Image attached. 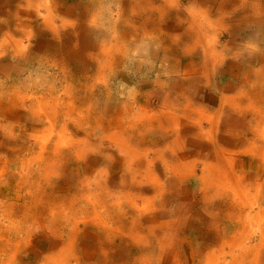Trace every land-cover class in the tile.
I'll return each instance as SVG.
<instances>
[{"label": "rangeland", "instance_id": "rangeland-1", "mask_svg": "<svg viewBox=\"0 0 264 264\" xmlns=\"http://www.w3.org/2000/svg\"><path fill=\"white\" fill-rule=\"evenodd\" d=\"M2 1V10H0V87L4 84L3 90L0 91L2 92L0 94L2 112L5 110L3 106L6 109L8 107L13 108L10 106L13 103L10 102L11 97L15 100V104L22 102L23 99L24 102L25 100L28 101V99H35L36 96H39L36 93L37 91L48 92L45 90V87L51 86L52 81L57 80L56 86H58V90L62 91L65 101L77 104L79 101H76V96L79 98L77 100H84L85 97L90 96L89 102L86 101L83 105L84 109L93 106L100 111L102 110L103 114L106 108H110L112 111L108 112V114L114 116L120 110L122 112L125 111V107L133 106L134 110L135 108H139L140 102L146 97L149 101L147 106H145L146 109H149L148 112H156L159 116L163 113L164 117L157 120L155 119L156 116H152L153 121H140L134 118L129 123L124 118L125 116H122L124 120L121 126L115 127L117 130L115 128L111 130L107 126H103L105 128L97 126L100 128V132L90 128L87 129L89 134L85 135L83 134L82 126L77 125L78 118L77 114L74 113L65 119V123L68 125L67 130H65V138H72L75 142L76 140H81V138L90 139L94 143V146L91 147V143L85 142L81 145L83 150L77 151V147L75 150H68L70 142L64 141L61 146L63 152L58 151L57 153L47 154L50 165L46 168L40 167L39 162L32 167L24 168L20 166V163L13 164L11 162L12 164H4L9 158L10 153H16V155H21V157L23 155L14 144L11 145V149L8 151L0 149V156L3 159L4 165L0 169V257L8 261V264H40L44 255L52 253L58 256L63 248L67 250V245L76 243L74 251L81 254L84 262L92 260L93 264H102L100 256L104 254L101 249L95 254L96 258L93 257L94 251L97 249L99 236L111 234V237H106L109 243L114 244L110 245L112 247L111 252L113 254L123 252L125 244L120 243L117 246L116 244L121 240L126 242L129 240V235L120 230L124 226L129 228L125 229L126 231L130 229H135L136 231V229H139L140 235L144 237V240L141 243L142 245L139 244L138 246L141 247L142 252L147 257L150 256L154 260L153 264H211L207 259L208 253L212 248H218L219 245L210 239L206 242L205 237L208 233L213 235L218 233L220 235L226 229L228 230L227 235L232 233L234 235L237 234L236 236L239 237L238 241L240 242L243 234L242 225L234 223L228 225L226 222L220 221L221 216L217 219L219 213L223 216L222 209H218V207L221 201L226 202V199H232V195H235L233 187L238 196L242 195V198L239 200L260 201L253 195L257 192L256 188L258 187L263 189L261 191L264 196V175L261 174L259 176L258 183L255 181L258 177L248 176L252 172H259L261 170L256 168L257 165L254 159L258 157L255 153L264 152L262 148L264 147V31L260 34L261 37L254 40L250 36L254 31L258 30L256 29L257 26L247 22H240L238 26L242 27V29L238 31L234 38L231 36L232 27L227 28V30L220 28L222 26L220 25L207 32L210 34L209 36L212 34L217 35L223 43L227 41V48L229 49L226 48L227 50L224 51L225 57L223 56L220 59L229 69L230 74L221 77L219 65L222 62H220L216 71L217 73L215 72L217 75L215 82L212 80L211 85L208 86L202 82L201 85L197 86L198 89H202L201 91L199 90L198 97L212 95L213 102L207 103L205 108L212 109L211 113H214L211 114L212 117L205 112L200 115L196 114L194 115L196 116V120L193 121L189 112L182 113L179 110L180 107L183 108L186 105L187 101L189 104H192L191 100L186 101V98L184 99V97H187V94L183 98L177 96L181 94L180 91H177L179 88L177 86L181 84L185 85L186 83H183L185 81L184 77H182V83L177 78L174 79V82L178 80L173 84L177 89L171 88L172 94L168 95L170 90L166 88V92H153V95L150 94L149 97L141 94L136 96L137 93L142 91L143 82L155 80L154 78L156 77L151 76L155 69L159 73H164V79L166 80L175 71H180L179 68L182 66H178L177 70L170 69L172 66L168 64V61L173 59L167 53L173 50L170 48L166 50L158 40L129 42L130 45L125 56L126 63H122L116 69V76L110 79L109 86L106 83L97 86L91 92V96L89 92L86 94V91L82 88L85 76L92 72L93 65L89 61H92L94 51L86 50L85 47L74 49L73 52L87 53L88 59L79 63L70 60L69 70L70 68L72 69L70 76L64 78L62 72L63 79L60 77L56 79L48 77L46 74L52 71L61 72L58 69L49 68L46 70L41 67L37 68L31 64V60L26 62L22 56L20 58L12 51L3 53L4 49L2 48L3 43H6V36L10 32L15 33V36L18 37L13 30L16 21L23 23L19 29L30 30L35 26H42L40 23L47 13V10L42 6L43 2H50L56 10L54 11L56 12L55 14L58 13V17L75 20L77 19V15L83 16L87 14H84V10L87 8L86 5L89 6L88 3L90 1L80 0V7L75 5L76 0H65L66 2L69 1L72 6L74 2V6H76L70 11L67 8H65L66 10H62L60 6L56 5L57 0H43L39 5L29 4V0H16L9 4L6 3V0ZM223 1L216 0L212 2L219 5ZM251 2H253V5L259 7L264 18V0H251ZM16 8H18L20 13L18 19H13L14 23L12 22L11 30V28H8L7 18H11ZM235 11H232L229 16V18L235 16L234 20H232L234 23L241 20L237 19V16L253 15L251 9L250 13L248 11L246 13ZM71 12L76 15H73ZM114 17H116V11H114ZM172 20V16L166 17L163 26L166 27V25L173 24ZM58 23L60 22L58 21ZM215 23L217 24L216 20ZM198 24H195L196 29L199 28L200 24ZM212 25H214V21ZM62 31L69 32L71 28H63ZM47 32L46 30L43 35H33L30 41L27 40L26 36L24 38L20 37L21 42L29 49L27 50L28 52H37L36 48L45 44L42 41L45 40L46 42L44 37H46ZM231 40L234 42H231ZM213 41L219 49L222 48L223 44L220 45L218 40L213 39ZM163 49L165 52H163ZM39 53H45L44 48ZM181 56L183 58L180 61L183 59V61H190L195 58L188 53H183ZM19 63L25 68L21 76L18 75L17 65ZM81 67V73H78L77 70ZM142 67L144 70H141ZM86 68L88 70L87 73L84 72ZM183 75H187L189 78H186V80L191 81L192 76L189 73H183ZM194 76L196 75L193 74ZM161 80L162 78H160L158 86L161 85ZM193 84L189 85L195 87ZM213 84L226 88L223 95L224 100L221 99L222 91H219L216 85ZM240 84H243V86ZM253 86L255 87L253 88ZM67 88L78 93H72ZM69 90L70 92L67 93ZM40 94L44 95L42 96L44 98L42 100L51 101L49 100L50 95ZM113 99L116 103H112L113 105L110 106L109 102ZM136 102L139 103V106H134ZM198 104H196L197 108L202 106L201 103ZM221 105L224 108H221L220 113L215 115L217 112L215 108ZM175 113H181L183 116L179 117V119ZM171 116L177 121L180 120L178 125L169 127V129H166L167 131L160 130L161 128L159 127V129L156 123L162 122L165 126L169 125L168 121H170ZM1 120L3 119L0 117ZM95 122H97V119ZM252 123L253 125H251ZM61 124L59 123L58 128L62 127ZM85 127L88 128L89 123ZM3 130V127L0 125V145H3L2 141L6 137V128L5 131ZM76 131H79V133L76 134ZM15 132L18 134L19 129L17 128ZM80 132L82 135H80ZM119 132H123V134L120 135V139H117L119 145L117 146L116 142V146H114V141L111 138L115 134L118 135ZM163 132L168 136L164 137ZM250 139L254 141L253 144L255 143L256 147V149H252V152L247 151L248 145L252 144L247 141ZM86 143L88 145H85ZM28 158V155H24L23 160ZM231 169L232 171H230ZM151 175L153 176L151 177ZM238 176L240 179L239 183L235 182ZM243 187H246V190L251 193L249 195L251 196L250 199L246 195V192L242 190ZM171 196H173V199ZM262 203L264 204V198ZM6 209L12 211L5 212L4 210ZM174 209H177V211H173ZM246 209L249 210V206ZM68 214L69 216H67ZM149 216L156 218V220L154 219V222L148 221ZM10 217L14 218V222L8 220ZM75 221H80L77 227L79 232L72 234ZM261 221H264V217ZM237 226L239 227L237 228ZM150 228L154 230L149 232ZM219 228L222 230L218 231ZM238 229L240 230L239 232ZM228 237L230 238L231 236L228 235ZM158 238H163L167 242V246L164 248H159L158 246L157 248L156 241ZM153 239L154 241L152 242ZM113 246L115 247L113 248ZM4 248L7 250V253L2 252ZM16 248H19V251L12 258V254ZM221 251L223 253L217 252L220 261H225L226 259L227 262L229 259H232L231 255H229L230 252L226 258L224 257L223 254L227 249H222ZM237 252L239 253V259H242L241 256L243 255L239 251ZM134 253L136 252L132 251V254ZM160 254L162 257L157 262ZM251 256L252 254L245 256L246 259L248 257L249 264H252L250 263ZM62 257L64 258V255ZM261 257H263L261 262H264V251ZM9 258H11L10 261ZM65 260L63 259L64 262ZM124 260L126 259L119 257L115 261V264H120ZM225 263L223 262L222 264Z\"/></svg>", "mask_w": 264, "mask_h": 264}, {"label": "bare ground", "instance_id": "bare-ground-1", "mask_svg": "<svg viewBox=\"0 0 264 264\" xmlns=\"http://www.w3.org/2000/svg\"><path fill=\"white\" fill-rule=\"evenodd\" d=\"M14 1H16V0H6V3L9 4L10 2L13 3ZM42 1L43 0H29V4L39 5L40 3H42ZM89 1H90L88 3L89 6L86 5L87 8L84 10V14L85 13H87V14H85L83 16H78L77 15V19H75V20H69V19L64 18V17H58V13L55 14L56 12H54V11H56V10L52 6V4L50 2L48 3V1L47 2H43L42 3V6H44V9L45 10H47V13L44 15V18H43V20L40 23V25H42V26H35L34 28H32L30 30H26L24 28L19 29V27H22L23 23L16 21V24H14V29L13 30L16 32V35H18L19 38L15 36V33L13 34L12 32L9 31L10 33L6 36V43L5 44L3 43V45H2V48L4 49V52L3 53H7V52H11L12 51L16 55H18V57H20V58L22 56L23 59H25L26 62L28 60H31V62H32L31 64H33L37 68H39V67L45 68V69L55 68V69H58L59 71H62L63 73H65L66 76H68L70 70H72L71 68L69 70V67H70L69 65L71 64L70 63V59L75 60L76 63H79L81 61L83 62V61H86L88 59L87 53L73 52V50L74 49H77V48H84V47H85L86 50H92V51H94L93 54H92L93 59H92V61H89L93 65L92 72L90 74H88L87 76H85L86 78H85V81L83 82V88H82L84 91H86V94H88L87 92H89L91 94V92L93 90H95V88L97 86H99V85H101L103 83H106V85L109 86L110 79L112 78V76L115 73H117V70L116 69H118L119 66L122 63H124V64L126 63L125 56H126V53H127V50H128V46L130 45L129 42H131V41H137V40L144 42L146 40L156 39V40H158L160 42V44H162L164 46V48L166 50H169V48L173 50V51H170V53H167V55L171 56V58L173 59V60H169L168 61V64H170V66H172V67H170V69L173 68L174 70H177V67L178 66L180 67V65H182L181 67H182L183 70H186V71L191 70V76H192L191 82L192 83H195L193 85H195V87H197V86L201 85L202 82L205 85H207V86L208 85H211L212 80H214V82H215V80L217 78L216 77L217 76L216 75V73H217L216 71L218 69V65H219L220 62H222L220 58H222L223 56L225 57L226 54L224 53V51L227 50V49H229V48L226 49V47H227L226 45H228V43L227 44H223L222 45V48L219 49L214 44L213 38H211V36L208 37L210 35V34L207 33L208 31H210L212 28L219 27L220 25H222L220 27L222 29H224V28L227 29V28H231L232 27L233 30L231 32V36L234 38L235 35H237L238 31L242 29V27L238 26V24H240V22H242V23L243 22L244 23L247 22V23H251V24L257 26L256 29H258V30L254 31L252 33V35L250 36V38H253L254 40L257 39V38H259V37H261L260 34L262 33V31H264V18L262 16V13L260 12L259 7L255 6L253 4H252V6H249V5L246 4L245 0H242V1H244V4L245 5L249 6V8L251 9V11L253 12V15L246 14V16H243V15L237 16L236 18L237 19H241V20H239L237 23L236 22L234 23L232 20H234L235 16H232L231 18H229V16L231 15V13L228 14V15H226V16H224L223 14H221L222 13L221 12V13H218L219 15L221 14L222 16L219 17L216 20L217 24L214 22V25H212V26L210 24V20H208L207 18L204 19V21H201V19H197V16H195L194 12H191L192 15H190V12H188V15L187 16H185L186 14L185 15H182L183 13H181V10H180L179 7L178 8H174L175 7V6H173L174 5V2H175L174 0H157V3L156 4L154 2L156 0H153V1L152 0H148L147 2H142L141 0H95V1L89 0ZM234 1L233 0H230L229 3L232 4ZM69 3H70L69 1L66 2L65 0H57L56 5L60 6V8L62 10H66L65 8H67V9H69V11L73 7H76V6H74V2H73V6H72L71 3L70 4ZM76 3H78V2H76ZM234 4H232V5H234ZM2 5H3V1L0 0V10H2ZM244 7L246 8V6H244ZM239 9H241V8H239ZM247 9H248V7H247ZM154 10H156L157 12L162 13L163 15H166V16L169 15V14H171L173 11H175V13H176L175 14V17H177L179 19L178 20L179 23H177L175 25L174 24H171L169 26L166 25V27H164L162 25L160 19L154 18L151 14H149L150 12H152ZM14 11H15V13L12 14L11 18H7L8 28H11V30H12V25H13L12 24L13 19L14 20H16V18L18 19L19 13H20L18 11V8H16ZM114 11H116V17H114ZM71 13L73 15H76L73 12H71ZM189 16H191V17L189 18ZM247 16H251V17H247ZM250 18L254 19V21H252V19H251L252 22L249 21ZM103 19H105V20H103ZM221 19H222L223 22L221 21ZM58 21L60 23H58ZM224 21H225V24H224ZM196 23H199L200 24V25L198 24L199 25V28H197V29L195 27V24ZM211 23H213V22H211ZM68 27L71 28V31H69V32L62 31L63 28H68ZM29 28H30V26H29ZM46 30L48 31L46 33V37L43 36L46 39V42H45V40L42 41V43H45V44L43 46H38L36 48V51L37 52H28L27 50H29V49L24 46V44L21 42V38L20 37H23L24 38L26 36L27 37V40L30 41L32 39V36L33 35H36V34L43 35ZM39 38H41V37H39ZM10 41H12V42H10ZM231 42H234V41L231 40ZM42 48H44V50H45V53H43V54L42 53H39V52H41ZM239 49H240V47H239ZM244 49L246 50V48H244ZM163 52H165L164 49H163ZM183 53L191 54L195 58L193 60L191 59L190 61H188V60L183 61L184 59L180 61V59L183 58L181 56V54H183ZM194 54H195V56H194ZM87 68L84 71L85 73L88 72ZM189 73H190V71H189ZM193 74L196 75V76L193 77ZM198 74H201V76H198ZM261 74H262V72H261ZM18 77H20V76H18ZM212 78H214V79H212ZM22 84H24V83H22ZM261 84H262V82H261ZM213 85H216V84H213ZM241 86H243V84ZM254 87L255 86H253V88ZM3 88H4V84H2V86L0 87V91H2ZM69 92H70V90L67 93H69ZM1 93L2 92H0V94ZM116 95H118V94H116ZM91 96H92V94H91ZM182 98H183V96H182ZM88 100H90V96H88L87 98L85 97L84 100H82V99L79 100V103L82 104V105H84L86 101L89 102ZM223 100H224V98H223ZM144 101H147V100L144 99ZM10 102L11 103L13 102L10 105H13V104L16 103L15 100L12 99V97L10 99ZM22 102H24V99L22 100ZM163 102H165V101H163ZM200 102H202V101H200ZM61 103L64 104V107L65 108H66V104H72L73 107H78L79 106V105L73 104V102H69V101H66L65 102V100L63 102H61ZM136 105L139 106V103L136 102ZM126 111L127 112H130L129 114L136 113V114H133V118L138 119L140 121L141 120L142 121L143 120H147V121L152 120L153 121L152 116H156L155 119H157V120H158V118L160 119L161 117H164L163 116V113L159 116L158 114H156V112L148 113V116H147V114H143V110L142 109H139L138 111H134V108H131V107L126 108ZM103 112L104 113L102 114V110H101V114H99L100 113V110L99 109L97 110L96 107H93L92 106V107H89V108H86V109L83 110L82 119H83V121L85 123H90V121H94L95 122V120L97 119V122H95L96 126H98L100 128H102L103 126H107V128H110L111 130L115 126H121V123L124 120L122 118L123 115L120 114L122 112L121 110L118 112L120 115H117L115 117L114 116L111 117V115L108 114V108H106L105 111H103ZM222 112H224V111H222ZM129 114L126 117H128L127 118V121H129V123H130V119L131 118H130ZM262 114H263V112H262ZM222 115H223V113H222ZM171 117H173V116H171ZM211 117H209V118L211 119ZM7 124H9V123H6V125ZM145 125H146V123H145ZM251 125H253V123ZM250 127H252V126H250ZM103 128H105V127H103ZM155 129H156V127H155ZM232 129H234V128H232ZM13 132L14 131L12 129V131L8 132V134L12 135ZM85 132H87L86 129H85ZM121 133L123 134V132H121ZM17 137H19V136H17ZM117 139H120V137H116V136L113 135L112 138H111V140L114 141V143H113L114 146H116V142H117V146L119 145L118 144L119 141ZM247 141H248V143H252V144H249L248 145L247 151H251L252 152V149L253 148L256 149L255 143L253 144L254 141L251 140V139L250 140H247ZM5 143H6V141H5ZM3 145H5V144L3 143ZM215 145H217V144H215ZM243 145H241V146H243ZM213 147H215V146H213ZM226 148H227V146H226ZM262 148L264 150V147H262ZM215 151H217V150H215ZM228 154H229V152H228ZM255 154H257V156H258L257 158L254 159L256 161V165H257L256 168L257 169H261V170L260 171L258 170L259 172H257V171L256 172H252V174L253 173H255V174L254 175L248 174V176L249 177H252V176L253 177L254 176L258 177L257 180H255L258 183L259 182V179H260L259 176H261V174L264 175V169H263L264 168V152L262 151V152L255 153ZM230 155H231V153H230ZM172 156H171V158H172ZM128 157L130 158V156H128ZM21 160H23V159H21ZM215 160H217V159H215ZM180 162H182V161H180ZM185 168H186V166H185ZM216 168H218V167H216ZM175 169H176V167H175ZM210 170H212V169H210ZM230 171H232V169ZM126 174L128 175V173H126ZM172 175H174V174L172 173ZM152 176L153 175H151V177ZM168 177H169V175H168ZM137 178H138V176H137ZM155 179H156V177H155ZM239 180L240 179H239V176H238V177H236L235 182H238L239 183ZM252 180H253V178H252ZM139 181H137V182H139ZM146 184H148V183H146ZM133 186H135V185L133 184ZM126 187H127V185H126ZM256 189H257V192L255 194H253V195H255L256 198H258L260 201H257V200L256 201L239 200L240 198H242L241 197L242 195L238 196V193L236 192V190H235L234 187H233V192H235V195H232V197H231L232 199H230V198L229 199H226L227 200L226 202H222L221 201L218 209H222L223 216L219 213L217 219L221 216L220 221L226 222L228 225H230V223L241 224L242 225V228H243V230H242V233L243 234L241 236V241L239 242L238 241L239 237L236 236L237 234H235V235H234V233L228 234L229 236H231L229 238L228 235H227L228 230H226V229L220 235H218V233H216L214 235L208 233L207 236L205 237L206 242H208V240L210 239L211 241H214V243H216L217 245H219V247L216 248V249H213L212 248V250L210 252L208 250L209 253H208L207 259L211 262V264H212V262H214V264H222L223 262L224 263L226 262V259H225V261H220L218 259L219 255L217 254V252L223 253V251H221L222 249H224V250L227 249V251L224 252V254H223L225 258H226L227 254L229 252H230L229 255H231V258H232V259H229L225 264H249L248 263V260H247L248 257H247V259L245 258V256L248 255V254H252V256H251L252 259L250 258V263H252V264H262V263H264V262H261V260H263V257H261V256H262V253L264 251V221H261V219L264 217V204L262 203L264 196H263V192L261 191V190H263L262 188L258 187ZM242 190L244 192H246V195L250 199L251 196H249V195L251 193L248 190H246V187H243ZM129 192H131V191H129ZM131 193H133V192H131ZM162 194H164V193H162ZM171 197L173 199V196H171ZM182 204H184V203H182ZM109 206H111V205H109ZM248 206H249V210L246 209ZM256 207H257V210H256ZM184 210H185V208H184ZM10 211H12V210H7L5 212H10ZM173 211L176 212L177 209H174ZM56 212L58 213V211H56ZM59 213H61V211H59ZM128 214H129V212H128ZM67 216H69V214ZM139 216H141V215H139ZM13 219L14 218L10 217L8 220L10 222H14ZM154 219L156 220V218H152L151 216L148 217V221H150V222H154ZM25 221H28V220H25ZM60 221H61V219H60ZM70 221H71V219H70ZM79 222L80 221H75L74 228L72 229L73 230V233L72 234H75V233L79 232V230L77 229L78 225L80 224ZM254 223H256L255 224L257 226L256 228H255ZM221 224H223V223H221ZM18 226H19V224H18ZM238 227L239 226H237V228ZM11 229H13V228H11ZM125 229H129V228H127L126 226H124V228L121 227L120 230H121V232H124V233L126 232L129 235L128 242H126L124 240H121V241H119L116 244V246L119 245L120 243L125 244L123 252H120V253H117V254L116 253L113 254L111 252L112 247L110 245H114V244H111V243H109V241H107V238L111 237V234H106V235L104 234V235H100L99 238H98L97 249L94 251L93 257H95V254L98 252V250L101 249L102 253L104 254L103 256H100L99 255L100 256V259H101L100 261H101L102 264H115V261L119 257L122 258V259H126L123 262H121L120 264H153L154 263V260L152 258H150V256L147 257L142 252L141 247L138 246L144 240V237L140 235L139 229H136V231H135V229H130V230H127V231ZM153 230L154 229L150 228L149 229V232H151ZM219 230H222V229L219 228L218 231ZM236 231H237V229H236ZM239 231L240 230L238 229V232ZM69 232H71V231H69ZM233 232H234V230H233ZM1 235H2V233H1ZM176 236H178V235H176ZM120 237H122V236H120ZM205 239H203V240H205ZM29 241H31V240H29ZM138 241H140V242H138ZM153 241H154V239L152 240V242ZM156 242H157L156 243V247L157 248H158V246H159V248H164L165 246H167V242L163 238H158ZM19 244H21V243L19 242ZM71 244L73 245L72 248H71L72 245H70V244L67 245V250L65 248H63V250H61L60 255H58V256L56 254H52V253H50L48 255H44L43 256V260H42V262L40 264H93L94 263V262H92V260H87L86 262H84L82 260L81 254L80 253H75V251H74V249L76 248V246H75L76 243L75 244L74 243H71ZM173 245H175V244H173ZM114 247L115 246H113V248ZM139 249H140V251H139ZM154 249H156V248H154ZM4 250H2V252H6L7 251L5 248H4ZM18 251H19V248H16V250H14V252H13L14 255L12 254V258L15 257V255H16V253ZM101 251H99V252H101ZM126 251H128V252L125 253ZM132 251L133 252H136V253L132 254ZM237 251H239L240 254L243 255V256H241L242 259H239V253ZM63 255H64V258L62 257ZM8 257H9V255H8ZM155 257H156V255H155ZM161 257H162V255L160 254L158 256V258H157V262L159 261V258H161ZM63 259L64 260L66 259L65 262L63 261ZM0 260H1L0 261L1 264H8L9 263L8 261H5V259H3L1 257H0ZM10 260H11V258H9V261ZM97 264H99V263H97Z\"/></svg>", "mask_w": 264, "mask_h": 264}, {"label": "crops", "instance_id": "crops-1", "mask_svg": "<svg viewBox=\"0 0 264 264\" xmlns=\"http://www.w3.org/2000/svg\"><path fill=\"white\" fill-rule=\"evenodd\" d=\"M141 1L147 2L148 0H141ZM174 1H175L174 5H173V6H175L174 8L179 7L181 10V13H183L182 15L186 14L185 16H187L188 12H190V15H192L191 12H194L195 16H197V19H201V21H204V19L207 18L210 20V24H212L211 22H213V21L215 22V20H217L219 17H221L222 16L221 14L226 16V15L232 13V11H234V10H236L235 12L246 13L248 11V13H250L249 6H252V3H253V2H251V0H245L246 4L249 5V6H247L244 4V1H242V0H235V1L233 0L234 2L232 4L235 3L236 5L235 4L231 5L229 3L230 0H224L219 5H216V4H214V2H212V1H216V0H174ZM76 2H78V3H75L77 6L81 5L80 0H76ZM154 2L156 4L157 0ZM244 6H246V8L248 7V9H246ZM239 8H241V9H239ZM242 8H243V10H242ZM218 13H221V14L217 15ZM149 14L153 15V17L155 15V18L160 19L162 25H163V22L165 21L166 17H169V16H172V19H173L172 21H173L174 25L179 23L178 22L179 19L177 17H175V14H176L175 11H173L171 13L172 15L169 14L167 16L163 15L162 13L157 12L156 10L150 12ZM190 17L191 16H189V18ZM221 21H222V19H221ZM224 24H225V21H224ZM208 37H210V36H208ZM211 38L218 40V43L220 45L221 44H227V41L225 43H223V41L215 34H212ZM190 56H191V54H190ZM70 60H72V62L75 61L73 59H70ZM17 66H18V71H19L18 75L21 76L22 73H24L23 70L25 68L21 63H19ZM15 67H16V64H15ZM81 69H82V67L80 69H78L77 72L79 73ZM142 69L144 70L143 67L141 68V70ZM219 69L221 70L219 72V74H222L221 76L230 74L229 69L226 67L225 64H223V62L219 65ZM46 70H48V69H46ZM179 70L180 71L177 70V72L175 71V73H173L170 77H168L165 80L164 79V77H165L164 73H162V72L159 73V72H157L158 70L155 69L154 73L152 75V77H156V78H154L155 80H152V81L148 80L147 82L146 81L143 82L142 87H141L142 91L137 93L136 96H138V94H141V95H146L147 97H149L150 94L153 95V92L154 93H161L162 91L165 92L166 88L169 90L171 88L177 89L176 87L173 86V84H175L178 80H180L181 81L180 83H182V77H184L185 81L183 83H185V82L186 83H185V85L181 84V85L177 86V87H179L177 89V91L179 90L181 92V94H179L177 96L182 97V96H185L187 94L186 100H191L192 105L187 102L188 104L186 103V105H184L183 108L180 107L179 110H181V111L183 110L182 113L189 112V114L193 120H196V116H194V115H196V114L199 115L203 112H205V113L209 114V116H211L212 109L209 110L208 108H205V105L207 103L213 102L212 101L213 98L211 97L212 95L198 97L199 96L198 92L200 89H198L197 87L189 85L192 82L186 80V78H189L187 75L186 76L183 75V73H189V71H190L189 74L191 76V70L186 71V70H183L182 67H180ZM71 72H72V70L69 72L68 76H70ZM63 75H64V78L68 77L65 75V73H63ZM63 75H62V71L61 72H55V71L53 72L52 71V72L46 74V76H48V77L50 76L51 78H56V79L59 77L61 79H63V77H62ZM115 76H116V73L112 77H115ZM198 76H201V74H198ZM160 77L162 78L161 85L158 86L157 84H159ZM175 78L178 79L176 82H174ZM56 82H57V80H54V81H52L51 86L45 87V90H47L48 92H46V91L38 92L37 91L36 93H38V95L41 97L36 96L35 99H28V101L26 100L25 102H20L18 104L10 105L13 108L8 107L6 109L3 106V109H5L3 112L1 111L2 107H0V117H1V119H3L0 121V125L4 129L3 131H5V128H6V131H5L6 137L2 141L5 145H0V149H2L4 151H8L11 149L10 148L11 145L14 144L15 146H17L16 148L19 150V152L22 153L23 157H24V155L29 156L28 159L21 160V159H23V157H21V155H16V153H10L9 158L6 160V162H4V164H12L11 162H13V164L20 163V166H23V168H24V167H32L33 165H35L36 163L39 162L40 167L46 168L50 165L49 161H48L49 156H47V154L48 153L49 154L50 153H57L58 151L63 152V150L61 149V146L63 145L64 141L68 142V143L70 142L69 146H68V150H73V149L75 150L76 147H77V151L83 150L81 145H82V143H85V142H88V144L91 143V147L94 146V143L91 142L90 139L87 140L85 138H81V140H76V142H75L74 139H72V138L71 139H68V137L65 138V136H66L65 130H67V128H68L67 123H65V119H67L68 116H72V114H74V113L77 114V118H78L77 125L82 126L83 134H85V135L89 134V131L85 132V129L87 130V129L91 128L94 130H98V132H100V128H98L95 124H93L94 121H90L88 128L85 127V125H88V123H85L82 119V114H83V110H84V107H82L83 106L82 104L76 102L77 103L76 105H79L78 107H73L72 104H66V108L64 107V104L61 103L64 101V98H63L64 96L62 95V91L58 90V86H56ZM171 83H172V85H171ZM162 86H164V87H162ZM216 88L219 91H222L221 98L223 99L224 98V96H223L224 91L226 88L221 87V85H217V84H216ZM68 89H70V88H67V90ZM160 89H161V91H160ZM70 90L72 93H78L76 91H73L72 89H70ZM63 92H65V91H63ZM40 93L50 95L49 100H51L52 102L48 101V100H42V99H44L42 97L44 95H42ZM169 94H172L171 90L168 93V95ZM35 95H37V94H35ZM46 98H49V97H46ZM75 99H76V101H79V100H77V99H79L77 96ZM144 99H146L147 101H144ZM184 99H185V97H184ZM200 101H202L203 103ZM148 102L149 101L146 97L143 98V100L140 102L139 108H135L134 111H138L139 109H142L143 112L145 110H147L146 112H144V114L150 113V112H148L149 109H146V107H145V106H147ZM112 103H116V101L114 99L111 100L109 102L110 106L113 105ZM198 103L202 104V106H200L199 108H197V105H196ZM135 105L136 104H134V106ZM221 106L218 107L219 109L218 108L215 109V110H217L215 115L220 113L221 108H224V106H222V107ZM129 107L134 108L133 106H129ZM126 108H128V107H125L124 108L125 111L121 112L120 114L125 116L124 118L127 119L128 117H126V116L130 112H127ZM96 109L98 110V108H96ZM41 110H43V111H41ZM111 111L112 110L109 108L108 112L110 113ZM151 112H153V111H151ZM99 114H101V111ZM115 114L116 115H114V117L117 115H120L119 113H115ZM133 114H136V113H133ZM133 114H129L131 119H134ZM175 115H178V118L183 116V115H181V113H177V114L175 113ZM112 116L113 115H111V117ZM185 117H187V116H185ZM191 117H188V118H191ZM131 119H130V122H131ZM178 122H180V120L177 121L176 119H172V117H171L170 121H168L169 125L165 126L164 123L160 122L159 124L157 123V126H158V128L159 127L161 128V129L159 128L160 130L167 131L166 129H169V127L178 124ZM6 123H9V124L6 125ZM59 123H62L61 128L60 127L58 128ZM115 127H119V126H115ZM17 128L19 129L18 134H16V132H15ZM12 129L14 131L13 134L12 135L8 134V132L12 131ZM115 130H117V129L115 128ZM75 133L78 134L79 131H76ZM16 135L19 137H17ZM80 135H82L81 132H80ZM120 135H122V133H120V132L118 133V135L115 134L116 137H120ZM163 136L165 137L168 135L164 134V132H163ZM55 138H56V140H55ZM5 141H6V143H5ZM88 144L86 143L85 145H88ZM2 161H3V159L0 156V169H1V167L4 166ZM0 172H1V170H0ZM7 210H9V209H6L4 211H7Z\"/></svg>", "mask_w": 264, "mask_h": 264}]
</instances>
